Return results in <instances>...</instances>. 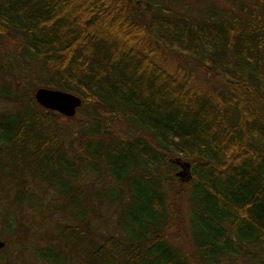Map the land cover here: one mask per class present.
Segmentation results:
<instances>
[{
  "label": "trees",
  "instance_id": "obj_1",
  "mask_svg": "<svg viewBox=\"0 0 264 264\" xmlns=\"http://www.w3.org/2000/svg\"><path fill=\"white\" fill-rule=\"evenodd\" d=\"M0 241V264H264V0H0Z\"/></svg>",
  "mask_w": 264,
  "mask_h": 264
},
{
  "label": "water",
  "instance_id": "obj_2",
  "mask_svg": "<svg viewBox=\"0 0 264 264\" xmlns=\"http://www.w3.org/2000/svg\"><path fill=\"white\" fill-rule=\"evenodd\" d=\"M34 97L41 106L68 116L74 115L81 104V98L79 96L67 91L48 87H37L34 92ZM175 161L180 166L176 174L183 180H189L191 177L189 162L178 158ZM3 244L0 241V246Z\"/></svg>",
  "mask_w": 264,
  "mask_h": 264
},
{
  "label": "rangeland",
  "instance_id": "obj_3",
  "mask_svg": "<svg viewBox=\"0 0 264 264\" xmlns=\"http://www.w3.org/2000/svg\"><path fill=\"white\" fill-rule=\"evenodd\" d=\"M179 238V239H178ZM178 240H173L175 243H176V241H177V243H179V244H182V240H183V238H182V234L180 235V236H178ZM183 246H185V245H183Z\"/></svg>",
  "mask_w": 264,
  "mask_h": 264
}]
</instances>
